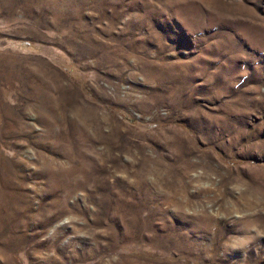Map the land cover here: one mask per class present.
<instances>
[{
  "label": "rangeland",
  "instance_id": "1",
  "mask_svg": "<svg viewBox=\"0 0 264 264\" xmlns=\"http://www.w3.org/2000/svg\"><path fill=\"white\" fill-rule=\"evenodd\" d=\"M0 264H264V0H0Z\"/></svg>",
  "mask_w": 264,
  "mask_h": 264
}]
</instances>
